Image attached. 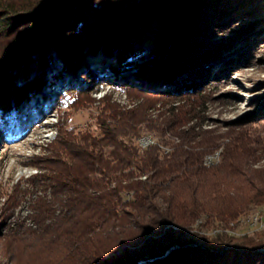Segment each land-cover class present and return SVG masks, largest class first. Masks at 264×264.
Listing matches in <instances>:
<instances>
[{
	"label": "trees",
	"instance_id": "trees-1",
	"mask_svg": "<svg viewBox=\"0 0 264 264\" xmlns=\"http://www.w3.org/2000/svg\"><path fill=\"white\" fill-rule=\"evenodd\" d=\"M256 1L264 2L25 0L0 6V124L20 114L23 122H33L48 101L87 87L79 72L94 79L99 71L133 89L132 107L109 105L96 134L65 131L47 158L50 175L42 180L54 200L44 199L46 210L58 203L57 217L78 227L64 259L74 264H264L261 235L202 234L182 227L198 220L201 224L192 229L224 226L264 203V190L255 189L247 203L217 206L224 192L200 177L212 145L197 140L194 124L205 110L206 85L223 75L210 63L255 24L227 43L216 37ZM149 44L156 46L154 54L128 64ZM248 51L229 59L224 70L247 61ZM99 54L101 60L93 61ZM30 111L34 116L27 119ZM16 124L3 126L18 133L22 129ZM145 130L158 140L143 149L138 141ZM78 219L87 223L78 226ZM129 241L132 248L122 247Z\"/></svg>",
	"mask_w": 264,
	"mask_h": 264
},
{
	"label": "rangeland",
	"instance_id": "rangeland-1",
	"mask_svg": "<svg viewBox=\"0 0 264 264\" xmlns=\"http://www.w3.org/2000/svg\"><path fill=\"white\" fill-rule=\"evenodd\" d=\"M21 1L25 0H0V6L7 2L21 4ZM235 5L240 6L239 3ZM245 11V16L232 28L220 32L216 39L227 43L239 32L244 34L243 30L250 25L255 24V28L235 47L224 50L216 61L210 63L212 70L223 71V75L206 85L205 110L194 120L199 132L197 140L202 145H212L206 149L210 153L204 156V171H200V177L219 184L224 193L218 197L217 206L223 208L237 206L244 201L247 203L252 191L264 190V2L256 1L248 5ZM146 46L128 58V64L157 51L154 44ZM245 48H249L247 61L233 64L225 71L228 60L240 55ZM103 56L96 55L93 61L99 62ZM78 77L87 80L89 85L68 90L56 100L48 101L39 111V116H34L33 111L26 113L27 119L30 114L35 117H31L34 118L33 122H23L22 115L17 114L12 119L20 123L12 119L4 123L7 128L16 123L20 125L22 130H18V133H10L7 128L4 129V124H0V264L75 263L74 259L68 261L63 257L74 240H71V232L76 228L75 223L57 217L61 207L58 203L52 205L53 211L46 210L44 205V199L54 200L42 180L43 176L50 175L46 168L49 163L47 158L65 131L96 134L99 117L104 110L108 111L109 105L132 107L135 103L129 95L133 89L120 80H109L99 71L93 73L94 79L82 77L80 72ZM143 132L141 138L149 136L155 142L158 140L157 135L153 134L155 132ZM139 141L143 149L155 144L142 147ZM198 148L203 150L204 147ZM215 153H219L218 158L208 164V156ZM237 172L239 176L244 175L238 178L235 175ZM262 206L264 203L255 206L245 214L246 217L241 215V218L231 220L224 226L192 229V226L201 224V220H198L191 228L182 227L190 231L198 229L202 234L225 230L254 237L261 235L264 242V234H261L264 228L251 226L246 220ZM78 221V226L87 223L82 219ZM243 228L245 230L242 231ZM132 243L129 241L122 247L132 248Z\"/></svg>",
	"mask_w": 264,
	"mask_h": 264
},
{
	"label": "bare ground",
	"instance_id": "bare-ground-1",
	"mask_svg": "<svg viewBox=\"0 0 264 264\" xmlns=\"http://www.w3.org/2000/svg\"><path fill=\"white\" fill-rule=\"evenodd\" d=\"M146 140H150L148 141L147 143H144V141ZM140 145L142 147H147L149 145H151L152 143H154L155 141L151 138V137H143L140 139ZM219 156V153H215L211 156H208L206 162L209 164V163H212L214 162ZM246 217V215H244ZM244 217V218H245ZM252 218H257L255 221H253L251 223V219ZM247 220V223L251 224V226H256V228H264V206H262L259 211H257L255 214L253 215H249V217L246 218ZM239 222V221H238ZM237 223V222H236ZM234 225V224H233ZM247 225V224H246ZM238 226V225H237ZM244 226V225H243ZM228 227V226H227ZM231 227V225H230ZM250 227V226H249ZM238 229V228H237ZM233 230V229H232ZM218 231V230H217ZM226 232V231H225ZM231 233V232H230Z\"/></svg>",
	"mask_w": 264,
	"mask_h": 264
},
{
	"label": "built area",
	"instance_id": "built-area-1",
	"mask_svg": "<svg viewBox=\"0 0 264 264\" xmlns=\"http://www.w3.org/2000/svg\"><path fill=\"white\" fill-rule=\"evenodd\" d=\"M148 141H150V140H146V141H144V143H147ZM257 218H252L251 219V223L253 222V221H255Z\"/></svg>",
	"mask_w": 264,
	"mask_h": 264
}]
</instances>
